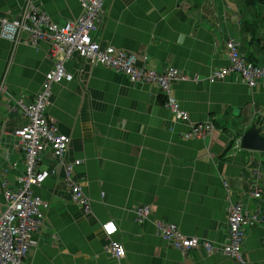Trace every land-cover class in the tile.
Returning a JSON list of instances; mask_svg holds the SVG:
<instances>
[{"label":"crops","instance_id":"crops-1","mask_svg":"<svg viewBox=\"0 0 264 264\" xmlns=\"http://www.w3.org/2000/svg\"><path fill=\"white\" fill-rule=\"evenodd\" d=\"M33 1L59 25L83 13L79 0ZM238 1H105L94 37L140 61L147 56L145 65L159 73L171 67L181 71L185 79L173 87L190 121L173 119L154 84H133L124 73L77 55L66 61L74 78L51 86L48 114L72 138L66 161L82 160L75 178L92 200L91 211L71 200L62 166L45 152L41 168L51 172L33 191L49 206L28 264H242L202 248L185 254L156 228V220L168 221L187 236L223 243L235 202L260 218L244 228L243 257L264 264V151L235 142L253 125L264 136V85L251 88L237 74L209 79L229 64V35L250 61L264 65V6L243 8ZM26 2L0 0V17L17 16ZM49 49L46 41L34 44L27 32L17 45L0 35V83L7 74L0 91V214L6 207L3 191L20 186L25 171L14 132L29 118L17 99L30 103L41 91L54 65ZM204 121L214 122L212 135L186 137L191 122ZM256 184L260 198L251 192ZM143 204L151 207L152 217L140 224L136 212ZM108 222L118 228L112 237L104 229ZM113 240L125 247L124 257L109 252Z\"/></svg>","mask_w":264,"mask_h":264},{"label":"built area","instance_id":"built-area-1","mask_svg":"<svg viewBox=\"0 0 264 264\" xmlns=\"http://www.w3.org/2000/svg\"><path fill=\"white\" fill-rule=\"evenodd\" d=\"M106 0H79L83 13L64 25L55 23L50 15L27 0L20 14L15 17H0L2 38L17 45L21 34L27 32L35 44L46 41L50 44V55L54 61L53 68L46 73L41 91L30 103L17 99L23 113L29 118V123L17 129L14 134L24 151V174L19 178L20 186L15 189L5 188L3 195L6 201L5 210L0 214V264H28L32 248L37 245L35 234L45 225L46 210L49 204L33 189L40 186L49 176L46 169L41 168L42 155L51 152L64 171V178L70 187L71 200L86 212L91 211L92 200L86 194L83 186L76 180V169L81 165V159L67 162L68 149L72 138L63 134L55 119L49 116L48 106L51 101L52 87L55 83L72 81L74 76L65 63L75 55L91 65H102L124 73L133 84L149 83L160 88L165 98V105L173 113L176 121H190L188 111L183 109L174 91V83L185 79L182 72L171 67L167 72L159 73L145 65L148 57L143 60L133 52L104 45L94 33L103 24ZM229 64L215 69L209 77L211 81H224L231 74H237L249 87L264 85V65L250 61L240 50V43L229 35L226 40ZM0 83V91L5 86V79ZM215 131L214 122H191L188 138H206ZM236 146L241 148V139ZM235 145V143H234ZM54 174L55 171H52ZM227 189H229L228 184ZM252 195L261 197L259 185L251 187ZM152 209L149 205L137 208V222L143 224L151 220ZM260 218L250 215L240 202H235L229 209V230L223 243L216 244L208 238L187 236L176 224L168 221H157V232L174 248L183 253L190 249L202 248L208 253L221 252L236 258L242 264H249L243 257L244 228L254 225ZM108 237L117 232V226L108 222L104 224ZM109 252L118 259L126 255V249L119 241L113 240Z\"/></svg>","mask_w":264,"mask_h":264},{"label":"water","instance_id":"water-1","mask_svg":"<svg viewBox=\"0 0 264 264\" xmlns=\"http://www.w3.org/2000/svg\"><path fill=\"white\" fill-rule=\"evenodd\" d=\"M241 148L264 151V136L256 125L251 126L241 138Z\"/></svg>","mask_w":264,"mask_h":264},{"label":"rangeland","instance_id":"rangeland-1","mask_svg":"<svg viewBox=\"0 0 264 264\" xmlns=\"http://www.w3.org/2000/svg\"><path fill=\"white\" fill-rule=\"evenodd\" d=\"M252 1L253 0H239L238 3L243 8H246V7H256V8H259V7H263L264 6V0L263 1H261V0H255V3L252 2Z\"/></svg>","mask_w":264,"mask_h":264}]
</instances>
